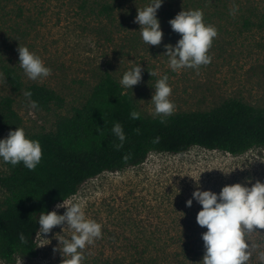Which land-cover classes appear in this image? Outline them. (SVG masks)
I'll list each match as a JSON object with an SVG mask.
<instances>
[{
  "label": "rangeland",
  "instance_id": "1",
  "mask_svg": "<svg viewBox=\"0 0 264 264\" xmlns=\"http://www.w3.org/2000/svg\"><path fill=\"white\" fill-rule=\"evenodd\" d=\"M22 3L34 26L27 25L29 36L19 39V46L39 56L51 69V75L37 81L28 79L19 67L17 49L8 50L0 28L3 60L22 71L25 85H45L65 101L62 110L45 112L29 108L24 92L14 93L2 75L0 99L14 98L15 110L22 118L20 128L26 134L52 132L56 118L81 107L106 72L119 82L126 71L138 64L144 69L142 81L133 90L123 89L145 117H159L150 101L156 81L164 75L169 77L172 89L170 100L175 105L172 115L210 112L230 100L264 108V30L246 32L239 24L233 25L232 20L216 22L217 36L208 52L211 63L173 72L167 57L161 55L165 53V45L175 46L181 36L172 30L171 19L160 10L157 18L164 33L162 43L149 46L142 41L140 25L134 22L137 9L145 7L144 3L127 7L120 14V22L134 18L119 32L108 23L85 17L71 0H22ZM168 4L167 1L163 7L167 9ZM149 72L154 74L151 76ZM8 134H1L0 139ZM7 172L0 161V175ZM256 181L264 183V147L238 157L199 148L184 155L154 153L138 167L105 173L82 185L78 194L69 199L81 203L86 217L102 226L101 237L83 250V264H103L116 257L135 256L139 252L130 249L133 246L141 245L144 249L149 240L164 243L169 235H176L173 229L192 223L196 226L202 206L195 200L191 207L186 203L198 186L200 190L219 194L224 186L239 183L251 187ZM5 196L0 187V203ZM53 211L62 215L66 209L55 207ZM62 228L67 225L54 227L45 236L39 234V256L19 257L17 264H62V254L54 251L59 248L55 237L71 235L67 230L63 233ZM167 231L171 234H165ZM245 240L251 252L247 264H263L260 253L264 252V229L247 233ZM151 255L164 257L162 252L152 250L146 257ZM0 264L6 263L0 260Z\"/></svg>",
  "mask_w": 264,
  "mask_h": 264
},
{
  "label": "trees",
  "instance_id": "2",
  "mask_svg": "<svg viewBox=\"0 0 264 264\" xmlns=\"http://www.w3.org/2000/svg\"><path fill=\"white\" fill-rule=\"evenodd\" d=\"M71 1L85 17L108 23L117 32L126 29V23L134 18L119 21L127 7L150 3V0ZM167 1L169 6L165 9L163 5ZM163 5L159 10L168 19L175 18L182 10H202L207 25L232 20L233 25L239 24L246 32L264 30V0H164ZM232 10L235 15L231 14ZM28 24L34 26L32 19L27 18L22 0H0V28L8 50L18 49L19 39L29 36ZM3 58L4 51L0 50V69L14 93L30 91L39 111L65 107L64 99L53 89L25 85L22 71L5 63ZM133 110L138 112L130 96L106 72L81 107L56 118L52 132L26 134L27 138L40 142L42 160L34 171L23 164L15 167L4 164L8 172L0 175V187L6 192L0 203V260L17 264L19 257L37 258L40 213L52 212L64 199L76 196L82 185L105 173L138 167L154 153L184 155L199 148L238 157L264 147V108L240 100L227 101L210 112L155 118L140 114L139 119H132ZM116 122L122 125L126 136L120 147L117 146L121 142L112 133ZM21 126L22 118L15 110L14 98H1L0 135ZM194 225L173 229L176 235H169L164 243L149 240L144 249L141 245L133 246L130 249L139 252L135 256L116 257L103 264H199L205 254L202 235L207 229ZM21 234L26 243L20 241ZM151 250L162 252L164 257H146Z\"/></svg>",
  "mask_w": 264,
  "mask_h": 264
},
{
  "label": "clouds",
  "instance_id": "3",
  "mask_svg": "<svg viewBox=\"0 0 264 264\" xmlns=\"http://www.w3.org/2000/svg\"><path fill=\"white\" fill-rule=\"evenodd\" d=\"M163 3L164 0H150L148 5L137 9L134 22L140 25L139 34L142 41L149 46H159L162 43L164 33L157 12ZM231 14L235 15V11L232 10ZM169 24L181 36L175 46L165 45V53L161 55L167 57L168 66L173 72L185 68L198 69L211 63L208 52L217 36V30L214 26L205 24L202 10H182ZM17 51L19 67L28 79L37 81L51 75V69L29 48L19 46ZM143 71L141 64L126 71L119 81L120 86L133 90L142 81ZM153 74L150 73L151 76ZM168 80L169 77L164 75L155 83L150 104L155 106L156 116H170L174 111L175 105L170 100L172 89ZM23 95L29 108L38 107L31 100L30 91H25ZM130 116L132 119H139L140 113L133 110ZM112 133L121 142L117 147L122 146L126 136L119 122L114 124ZM42 155L40 142L27 138L23 128L17 127L6 138L0 139V161L4 164L13 167L23 164L28 170L34 171L40 164ZM193 200L202 206L197 215V223L207 229L202 235L205 254L200 264H247L251 252L245 236L256 229H264V183L256 181L251 187L239 183L224 186L219 194L200 190L198 186L186 206L191 207ZM56 207L64 208L66 212L62 215L57 211L41 212L37 234L48 235L54 227L66 224L67 228H62V231L71 233L70 238L57 234L55 239L59 242V248L54 251L62 254V264H83V250L101 237L102 226L86 217L79 202L64 199ZM19 239L26 243L23 234ZM260 259L264 260V252L260 253Z\"/></svg>",
  "mask_w": 264,
  "mask_h": 264
}]
</instances>
